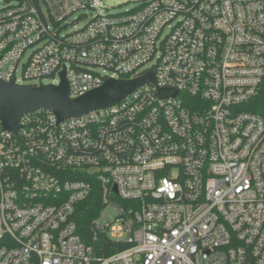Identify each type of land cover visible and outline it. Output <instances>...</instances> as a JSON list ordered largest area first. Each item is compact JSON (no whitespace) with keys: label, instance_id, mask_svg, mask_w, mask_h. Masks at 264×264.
<instances>
[{"label":"built area","instance_id":"1","mask_svg":"<svg viewBox=\"0 0 264 264\" xmlns=\"http://www.w3.org/2000/svg\"><path fill=\"white\" fill-rule=\"evenodd\" d=\"M136 2L0 0V81L64 71L71 99L155 82L72 119L28 112L16 133L0 120V264H264V0ZM95 185L117 220L93 234L126 246L107 257L72 221Z\"/></svg>","mask_w":264,"mask_h":264},{"label":"water","instance_id":"2","mask_svg":"<svg viewBox=\"0 0 264 264\" xmlns=\"http://www.w3.org/2000/svg\"><path fill=\"white\" fill-rule=\"evenodd\" d=\"M59 76L57 85L18 86L14 81H0V120L4 130L16 133L21 116L38 109L51 111L60 121L106 109L122 102L140 86L155 83L153 73L130 80L108 78L99 88L71 99L65 72Z\"/></svg>","mask_w":264,"mask_h":264},{"label":"trees","instance_id":"3","mask_svg":"<svg viewBox=\"0 0 264 264\" xmlns=\"http://www.w3.org/2000/svg\"><path fill=\"white\" fill-rule=\"evenodd\" d=\"M113 199L123 207L131 204L130 202L120 201L116 197ZM104 207L105 205L101 202L100 188L95 185L90 196L76 205L72 218L76 225L77 235L83 244L89 246L100 257L110 256L111 253L122 251L126 248L123 242L109 239L104 234H93L92 223L98 219Z\"/></svg>","mask_w":264,"mask_h":264},{"label":"rangeland","instance_id":"4","mask_svg":"<svg viewBox=\"0 0 264 264\" xmlns=\"http://www.w3.org/2000/svg\"><path fill=\"white\" fill-rule=\"evenodd\" d=\"M104 5L110 8L111 14H121L130 10H133L138 3L136 0H104ZM95 12L85 11V12H76L70 15L68 19V26H66L65 31L69 33L70 31H76L84 26L94 17ZM148 67L152 66V63L147 64ZM101 73V71H99ZM47 80H43V84H47ZM117 211L112 204L106 206L102 209L99 216V220H106L107 222H116ZM114 224V223H112Z\"/></svg>","mask_w":264,"mask_h":264}]
</instances>
